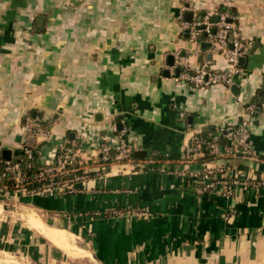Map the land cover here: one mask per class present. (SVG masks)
<instances>
[{
	"label": "crops",
	"instance_id": "obj_1",
	"mask_svg": "<svg viewBox=\"0 0 264 264\" xmlns=\"http://www.w3.org/2000/svg\"><path fill=\"white\" fill-rule=\"evenodd\" d=\"M187 10L234 16L246 46L232 85L176 79L180 60L194 67L211 53L214 69L227 66L202 48L205 36L199 45L182 30ZM258 96L249 151L186 157L198 135L238 125ZM118 123L147 159L98 161L103 144L116 147ZM36 125L38 163L52 165L68 144L85 173L101 172L68 190L1 194L17 210L0 219L2 250L32 264L264 260V0H0V161L4 149L18 156ZM30 216L70 232L86 255L67 254Z\"/></svg>",
	"mask_w": 264,
	"mask_h": 264
},
{
	"label": "built area",
	"instance_id": "obj_2",
	"mask_svg": "<svg viewBox=\"0 0 264 264\" xmlns=\"http://www.w3.org/2000/svg\"><path fill=\"white\" fill-rule=\"evenodd\" d=\"M215 16L218 17L217 22L211 21V15H205L200 20L194 18L192 22H189L185 20L184 12L181 11L178 14V20L182 30L188 31L192 40L196 44L200 45L201 37L207 33L205 39L208 43V47L212 53L220 52L225 55L227 59L226 68L220 71L214 69L212 66V60H206L194 67L186 62H181L180 60L178 65L181 67H179V73L176 75V79L178 81L190 83L194 87H207L219 84L230 86L234 82L235 75L241 72L239 60L245 54L246 45L241 38L240 32L234 25V16L227 12L216 13ZM202 26H204V28H201ZM214 29H216V33H213ZM230 44L233 45V48L229 47ZM257 112L258 107L256 103H247L244 109V114L241 116L240 123H238L239 126H237V128H234L235 126L226 127V130L228 131L227 136L232 143L238 141L239 144L243 146V153L250 150L251 145L249 141V130L256 121ZM182 116L184 115L182 114ZM114 128H116L115 124ZM27 131L33 138H36L38 134L43 132L41 127L38 125L30 126ZM127 133L126 129L119 131V139L116 147L114 148L109 144H103L100 149L101 154L100 157H98V160L100 161L102 159L103 161H106L109 158H113L114 161H131L132 159L130 153L132 151V144L126 138ZM200 147L201 142L195 141L193 146L190 145L186 149V157L193 158L196 156ZM209 147L212 153H219L220 146L217 142V137L214 138V141L209 143ZM59 148L62 150V154L58 156L55 163L48 165L40 176L49 177L51 179L69 174H74V176L63 180H53L46 188L39 191H32V193L40 191L55 192L60 189H72L74 183L85 177V174H77V172L83 168L82 162L77 155L76 150L68 146V144H63ZM112 149L115 150L114 155H111ZM237 150L238 148L233 145L228 148L227 152L236 156ZM24 152L29 159L33 157V149L31 147H25ZM4 161L3 172L0 174V196L1 194L8 193L10 191L7 186L1 184L4 176L11 175V178L14 179L16 183L22 184V186L24 181L21 164L13 161L12 159ZM219 171L223 172L224 169L219 168ZM202 176L205 179L209 178L210 171L206 170ZM22 189L26 190L24 188Z\"/></svg>",
	"mask_w": 264,
	"mask_h": 264
},
{
	"label": "trees",
	"instance_id": "obj_3",
	"mask_svg": "<svg viewBox=\"0 0 264 264\" xmlns=\"http://www.w3.org/2000/svg\"><path fill=\"white\" fill-rule=\"evenodd\" d=\"M262 99H263L262 96H258L254 100V103H256V105L258 107L257 117L263 111ZM237 126H239V124L236 125L234 128H237ZM227 133H228V131L225 128L224 130H221V131L212 132L209 135H198V137L196 138L195 141L201 142V147L199 149H201V151L203 152V155L198 157V159L199 160H211V159H214L215 156H217V155L227 156V158H229V159H234V157H237L238 155L242 154V152H243L242 147L238 148L236 156L229 154L227 152L228 148L233 146L232 141L227 136ZM215 137H217V142L220 146V150H219L218 154L212 153L210 150V147H209V143L214 141ZM126 138L129 142H131L129 140V134L128 133L126 135ZM36 146L37 145L35 142V138H33V137L29 138L28 140H26L24 142L23 148L18 151V154H17L18 156L14 157L12 159L13 161L19 162L21 164L22 174L24 177L23 186L20 183L19 184L16 183V181L11 178V175L4 176L3 180L1 181V184H3L4 186H7V188L9 190H22V188H24L27 191L32 192V191H39L41 189L46 188L48 185L51 184V182L53 180H63V179L71 178L74 176V174H69L66 176L64 175L61 177H56L54 179H51L49 177H41L40 174L48 166L42 165L36 161V159H37V153H36L37 147ZM68 146H70V145H68ZM25 147H31L33 149V157L31 159H29L27 157L26 153L24 152ZM60 154H62V150L59 148L56 152L55 162L58 159V156ZM114 154H115V150L112 149L111 155H114ZM130 154H131L132 161H139V160L147 159L150 156V155H148L147 151L141 150V149H135V148H133V146H132V151ZM113 161H114L113 158H109L106 161H103L101 159L99 162L103 164V163H110ZM123 161H126V160H123ZM4 163H5L4 160L0 161V174L3 172ZM94 171H88L87 173H85L83 171V169H80L77 172V174L93 175L95 172L96 173L101 172V169H99L98 171H95V172Z\"/></svg>",
	"mask_w": 264,
	"mask_h": 264
},
{
	"label": "rangeland",
	"instance_id": "obj_4",
	"mask_svg": "<svg viewBox=\"0 0 264 264\" xmlns=\"http://www.w3.org/2000/svg\"><path fill=\"white\" fill-rule=\"evenodd\" d=\"M2 196V197H1ZM0 196V219L3 215H11L13 212H16L17 210L15 209L14 205L12 202H10L9 198H6L5 200L3 199V195ZM9 196V195H8ZM7 196V197H8ZM4 205H7V209L4 208ZM41 222V221H40ZM42 223V222H41ZM48 229L50 228H53V227H47ZM68 239H69V242H71V244L73 246H75L77 248V250L73 253V252H67V250H64L67 252V254L69 253L70 256L72 257H75V256H78V257H81L82 255H86V252L82 249H79L78 248V245L76 244L75 242V238L71 237V240H70V235H68ZM74 242H73V240ZM61 247V246H60ZM82 251V252H81ZM18 263H17V262ZM11 262V263H10ZM14 262V263H13ZM0 264H32L30 261L22 258L20 255H17V254H13V253H10L8 251H4L0 248ZM257 264H264V260L260 261V263H257Z\"/></svg>",
	"mask_w": 264,
	"mask_h": 264
},
{
	"label": "bare ground",
	"instance_id": "obj_5",
	"mask_svg": "<svg viewBox=\"0 0 264 264\" xmlns=\"http://www.w3.org/2000/svg\"><path fill=\"white\" fill-rule=\"evenodd\" d=\"M1 213V212H0ZM32 215V214H31ZM23 216V215H22ZM29 216V215H28ZM36 216V215H35ZM32 216H30L29 218H31ZM34 217V216H33ZM32 219L30 220V224L33 225V227L40 229L43 233L46 234V236L48 237V239H50L52 242H54L55 244L61 246L62 248H64L65 250H67V252H75L77 250V248L75 246H73L71 244V242H69L68 239V232L65 230H60V229H56V228H47L48 226H46L44 223H41L40 220L38 219ZM27 219V218H26ZM29 221V220H28ZM27 223V222H25ZM29 223V222H28ZM27 223V224H28ZM71 235V234H70ZM45 236V235H44ZM72 236V235H71ZM71 236H70V240H71ZM74 236V235H73ZM73 240V238H72ZM74 242V240H73ZM60 248V247H59ZM82 252V251H81ZM72 254V253H71ZM17 262V261H16ZM11 263V262H10ZM14 263V262H13ZM18 263V262H17Z\"/></svg>",
	"mask_w": 264,
	"mask_h": 264
},
{
	"label": "water",
	"instance_id": "obj_6",
	"mask_svg": "<svg viewBox=\"0 0 264 264\" xmlns=\"http://www.w3.org/2000/svg\"><path fill=\"white\" fill-rule=\"evenodd\" d=\"M187 7H189V5H187ZM194 19V12L192 10H187L185 12V20L186 21H189V22H192ZM211 21L213 22H217L218 21V17L215 16V17H212L211 18ZM201 28H204V26H202ZM213 33H216V29L213 30ZM186 34L187 36L189 37L190 36V33L188 31H186ZM204 36L206 37L207 36V33L204 34ZM208 47V43L207 42H203L202 43V48L206 49ZM230 48H233V45L230 44L229 45ZM202 60V59H201ZM207 60H212V54L209 53L208 56H207ZM245 60V56H242L239 60V64L242 65L243 62ZM177 72L179 73V69H177ZM237 86V89H239L238 85ZM117 129L120 131L123 129L122 127V123H118L117 124ZM74 135V133H71V137ZM12 150L11 149H4L2 151V157L5 159V160H10L12 158ZM15 154L17 155L18 154V151L15 152ZM4 208L7 209V205H4Z\"/></svg>",
	"mask_w": 264,
	"mask_h": 264
}]
</instances>
